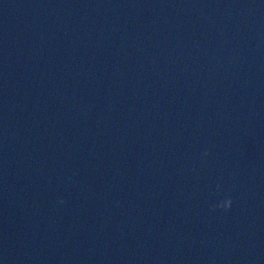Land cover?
Returning <instances> with one entry per match:
<instances>
[{
    "label": "water",
    "instance_id": "water-1",
    "mask_svg": "<svg viewBox=\"0 0 264 264\" xmlns=\"http://www.w3.org/2000/svg\"><path fill=\"white\" fill-rule=\"evenodd\" d=\"M0 264H264V0H0Z\"/></svg>",
    "mask_w": 264,
    "mask_h": 264
}]
</instances>
